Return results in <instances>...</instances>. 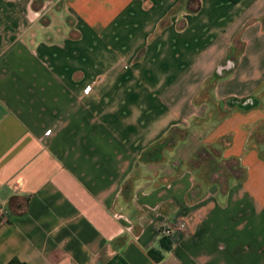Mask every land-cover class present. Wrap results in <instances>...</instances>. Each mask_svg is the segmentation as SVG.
<instances>
[{"label":"crops","instance_id":"0c3cea01","mask_svg":"<svg viewBox=\"0 0 264 264\" xmlns=\"http://www.w3.org/2000/svg\"><path fill=\"white\" fill-rule=\"evenodd\" d=\"M0 213V264H264V0H0Z\"/></svg>","mask_w":264,"mask_h":264},{"label":"trees","instance_id":"16d2710c","mask_svg":"<svg viewBox=\"0 0 264 264\" xmlns=\"http://www.w3.org/2000/svg\"><path fill=\"white\" fill-rule=\"evenodd\" d=\"M229 2H232V3H236L237 1L239 0H228ZM168 245H169V242H168V239L166 236H162L160 238V246L163 247L164 249H167L168 248ZM149 254L150 256H152L155 260H158L160 258V256L158 254H155L153 252V250H149ZM5 264H25L21 261H19L18 259L16 258H12L10 259L9 261H7Z\"/></svg>","mask_w":264,"mask_h":264},{"label":"built area","instance_id":"2783aa9c","mask_svg":"<svg viewBox=\"0 0 264 264\" xmlns=\"http://www.w3.org/2000/svg\"><path fill=\"white\" fill-rule=\"evenodd\" d=\"M1 217H2V215H1V213H0V220H1ZM175 228H177V229H183V224L182 223H179V224H177L176 226H175ZM170 229L171 228H161V235L162 236H166L167 234H169V232H170Z\"/></svg>","mask_w":264,"mask_h":264}]
</instances>
